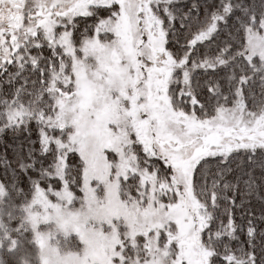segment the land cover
<instances>
[{"label": "snow or ice", "instance_id": "1", "mask_svg": "<svg viewBox=\"0 0 264 264\" xmlns=\"http://www.w3.org/2000/svg\"><path fill=\"white\" fill-rule=\"evenodd\" d=\"M218 7L228 11L222 0H21L18 23L0 15L4 175L48 195L65 182L81 190L95 142L136 214L110 218L111 248L81 264H264V182L256 167H225L243 154L240 166L264 175V132L220 120L209 107L219 94L198 76L214 38L202 19ZM234 73L217 85L232 88ZM249 80L239 77L240 96Z\"/></svg>", "mask_w": 264, "mask_h": 264}, {"label": "rangeland", "instance_id": "2", "mask_svg": "<svg viewBox=\"0 0 264 264\" xmlns=\"http://www.w3.org/2000/svg\"><path fill=\"white\" fill-rule=\"evenodd\" d=\"M13 4L14 0H5L0 5V15L10 19L9 14H18L20 19V13L14 9ZM215 18H218V15ZM215 21L216 19L209 26L213 30ZM14 22L18 23L19 20ZM258 26L249 27L245 31L242 55L248 60L254 57L264 60V21ZM204 67L209 66L204 64ZM236 92L234 102L217 108L216 115L220 120L227 118L234 124H239L241 120L252 121V135L255 137L264 132V105L260 109L249 110L245 107L242 96L238 94L239 89ZM242 132L248 135L243 129ZM89 133L96 140L106 136L99 128H91ZM256 142L255 139L249 141ZM108 144V140L103 142V146ZM89 166L93 180L90 185L86 184L79 190V196L68 187L67 182L59 189L58 195H48L44 189L34 185L31 197L20 206L21 226L31 234L35 248V264H81L86 254H102L106 247L111 248L117 237L115 229L108 228L110 218L122 216L129 224L136 223L135 212L125 205V198L120 197L119 184L115 179H109L100 145L95 142L93 150L89 153ZM97 179L102 183V187H97ZM3 193V187L0 185V201ZM8 238V233H4L0 223V247L2 241ZM9 246H14L13 241H9Z\"/></svg>", "mask_w": 264, "mask_h": 264}, {"label": "trees", "instance_id": "3", "mask_svg": "<svg viewBox=\"0 0 264 264\" xmlns=\"http://www.w3.org/2000/svg\"><path fill=\"white\" fill-rule=\"evenodd\" d=\"M222 3L227 5L228 11H224L222 7L217 8L215 18L218 20L222 17H230L227 24H217L213 30V40L211 47L203 59L204 67L208 69L206 72L198 73L201 81L210 79L215 92L219 94L217 97L219 103L213 101L209 107L231 105L237 95L233 96V91H237V83L239 77L247 75L250 80L249 84L244 88L242 96L244 105L249 110L260 109L264 105V60L254 57L250 60L251 67L246 63L245 59H240L245 46V31L247 28H258L259 23L264 21V0H222ZM238 18V19H237ZM213 18L204 17L202 19V27L206 29L213 22ZM219 28V31H215ZM225 63L226 68H218L216 72L210 69L213 66H218ZM209 64V65H207ZM204 66V65H203ZM235 69L233 87L229 88L225 79H220L219 84L216 83L217 77H226L232 75V69ZM195 79V78H194ZM227 93V100H224V94ZM197 94L207 100V93L197 89ZM243 154L232 156L229 160V165L233 168V176L243 171H251L256 167L255 176L261 182H264V175L260 173L259 167L245 162L240 166V160ZM213 167L216 166V161H209ZM21 178L18 174L9 173L4 175V170L0 169V185L3 187L4 193L0 201V223L4 233H8L9 238L2 241L0 247V258L2 264H35V248L31 240L30 232L21 226V215L19 208L32 195L34 185L28 186L20 182ZM241 187L243 185L241 184ZM74 193L79 196L80 191L76 186L70 187ZM126 190L120 188V197L125 198ZM9 241H13L14 246H9ZM12 243V242H11Z\"/></svg>", "mask_w": 264, "mask_h": 264}, {"label": "flooded vegetation", "instance_id": "4", "mask_svg": "<svg viewBox=\"0 0 264 264\" xmlns=\"http://www.w3.org/2000/svg\"><path fill=\"white\" fill-rule=\"evenodd\" d=\"M18 2L20 3V0H14V9L15 10H17V5H18ZM10 16H9V18L10 19H13V21H17V20H19V15L18 14H15V15H12V14H9Z\"/></svg>", "mask_w": 264, "mask_h": 264}]
</instances>
